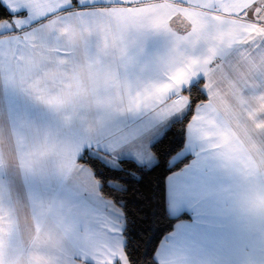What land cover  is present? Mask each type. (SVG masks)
<instances>
[{
  "label": "crops",
  "instance_id": "crops-1",
  "mask_svg": "<svg viewBox=\"0 0 264 264\" xmlns=\"http://www.w3.org/2000/svg\"><path fill=\"white\" fill-rule=\"evenodd\" d=\"M1 2L13 15L0 21V214L16 226L0 264L112 257L117 204L79 157L154 165L152 143L200 81L207 99L175 157L190 159L166 178L179 218L157 262L264 264V0ZM130 100L140 136L118 147Z\"/></svg>",
  "mask_w": 264,
  "mask_h": 264
},
{
  "label": "trees",
  "instance_id": "trees-1",
  "mask_svg": "<svg viewBox=\"0 0 264 264\" xmlns=\"http://www.w3.org/2000/svg\"><path fill=\"white\" fill-rule=\"evenodd\" d=\"M73 2L76 4L77 0ZM12 15L0 0V21ZM185 93L190 99L187 112L174 119L151 145L157 162L149 166L134 159L136 166L127 170L133 181L130 184H122L109 176L105 167L107 163L98 156V159H90L89 150L79 157V161L93 169L102 195L114 201L123 211L124 250L130 264H158V246L179 218L173 216L167 206L166 178L189 161V156L178 160L175 157L185 145L187 125L196 106L207 99L202 81L185 89ZM108 184H121L122 190L107 187Z\"/></svg>",
  "mask_w": 264,
  "mask_h": 264
},
{
  "label": "snow or ice",
  "instance_id": "snow-or-ice-1",
  "mask_svg": "<svg viewBox=\"0 0 264 264\" xmlns=\"http://www.w3.org/2000/svg\"><path fill=\"white\" fill-rule=\"evenodd\" d=\"M81 7L84 6V0H79ZM17 7L20 11H27L28 10V0H18ZM45 13L42 10H38L36 15L30 16L29 20H38L43 17ZM8 27L7 25H0V29ZM11 44V41L9 42ZM264 43V41H259L258 45ZM2 44V42H0ZM140 104L137 100H130L128 105V114L130 117V122L127 125V128L121 127L118 131L122 134L123 139L121 140L118 147H126L128 145H132L135 143L137 139H139L140 133L137 128L133 125L135 124L136 120L140 116ZM226 139V138H225ZM115 150V149H113ZM137 158L143 159L140 156V153H136ZM90 159H98L95 154L89 153ZM136 161L129 155L127 152L122 153L119 156V163L112 164V165H105L108 171V175L112 178L121 181L122 184H130L132 179L129 177L127 170L129 168L135 167ZM254 166V165H253ZM103 175V173H101ZM107 187L113 188L115 190H122L121 184H108ZM16 226V220L14 215L11 211H3V214H0V245L5 243H10L11 241V234L13 233ZM7 237L8 240L5 241L3 238ZM114 257V259H113ZM41 257L36 256L33 257V264H39ZM104 260H108L109 264H127V256L126 254H120L115 251L112 252V257H105L102 259L99 264H104Z\"/></svg>",
  "mask_w": 264,
  "mask_h": 264
},
{
  "label": "rangeland",
  "instance_id": "rangeland-1",
  "mask_svg": "<svg viewBox=\"0 0 264 264\" xmlns=\"http://www.w3.org/2000/svg\"><path fill=\"white\" fill-rule=\"evenodd\" d=\"M114 202V201H113ZM118 208V232H117V253L120 254H126L124 250V242H125V236H124V226H125V219L124 214L119 205H117ZM127 256V255H126ZM127 264H130L127 258Z\"/></svg>",
  "mask_w": 264,
  "mask_h": 264
}]
</instances>
